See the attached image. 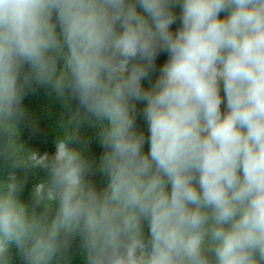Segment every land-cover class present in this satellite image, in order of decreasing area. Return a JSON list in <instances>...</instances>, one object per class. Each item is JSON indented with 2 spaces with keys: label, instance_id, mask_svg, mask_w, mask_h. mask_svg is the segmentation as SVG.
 Here are the masks:
<instances>
[{
  "label": "clouds",
  "instance_id": "1",
  "mask_svg": "<svg viewBox=\"0 0 264 264\" xmlns=\"http://www.w3.org/2000/svg\"><path fill=\"white\" fill-rule=\"evenodd\" d=\"M38 86L78 102L51 156L20 143ZM0 164V264H71L76 237L84 264H264V0H0Z\"/></svg>",
  "mask_w": 264,
  "mask_h": 264
},
{
  "label": "trees",
  "instance_id": "2",
  "mask_svg": "<svg viewBox=\"0 0 264 264\" xmlns=\"http://www.w3.org/2000/svg\"><path fill=\"white\" fill-rule=\"evenodd\" d=\"M177 16L180 14V9H175ZM226 13H221V18L226 16ZM180 27L179 20L172 26V31L178 30ZM167 53H161L156 60V69L150 73L149 78L143 81L144 88H150L155 83L159 76V69L167 62ZM223 96V91L221 92ZM24 105L28 111V119L21 125L20 143L24 145L25 150L35 151L41 155L48 153L50 156L55 153V145L61 132V124L67 118L69 111H76L78 102L71 100L65 106V101L58 98L49 87H37L34 93H29L24 100ZM144 103H137V121L136 126L139 131H142L145 136L148 135V125L143 117ZM222 111H226L225 105H222ZM81 143L76 145L85 150L86 156L95 161V166H98L105 149L99 141L98 128L85 123L80 129ZM149 149L148 144H145L144 151ZM12 169L4 167L0 164V179L5 178ZM16 175L21 179L25 178V169L19 168L16 170ZM46 172L41 169L31 170L28 172L26 185L21 199L25 203L31 202L33 187L41 179L46 177ZM89 179L98 187L103 188L106 184V178L99 171H95ZM147 233V226H145ZM81 242L79 237H76L69 249L71 264H84L83 256L81 255ZM13 264H23V261L18 255L13 254Z\"/></svg>",
  "mask_w": 264,
  "mask_h": 264
}]
</instances>
